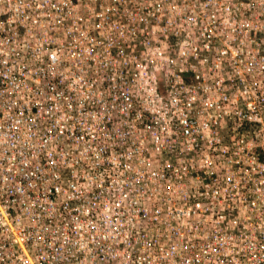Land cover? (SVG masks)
<instances>
[{"label":"built area","instance_id":"built-area-1","mask_svg":"<svg viewBox=\"0 0 264 264\" xmlns=\"http://www.w3.org/2000/svg\"><path fill=\"white\" fill-rule=\"evenodd\" d=\"M0 264H264V0H0Z\"/></svg>","mask_w":264,"mask_h":264}]
</instances>
